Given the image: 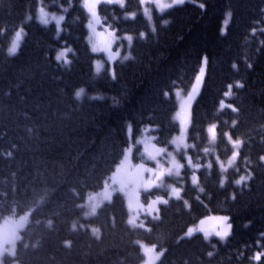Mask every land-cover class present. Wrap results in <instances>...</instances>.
<instances>
[{
	"label": "trees",
	"instance_id": "16d2710c",
	"mask_svg": "<svg viewBox=\"0 0 264 264\" xmlns=\"http://www.w3.org/2000/svg\"><path fill=\"white\" fill-rule=\"evenodd\" d=\"M41 4L49 12L65 14L59 40L54 25L38 23ZM261 5L264 0H185L162 16L152 10L155 31L140 0H126L124 8L102 5L103 22L119 35L134 36L133 58L117 63L112 79L94 70L96 56L87 39L89 17L80 0H0V222L29 213L17 243L20 264H139L144 259L140 242L167 249L158 264H264V255L259 262L252 259L257 252L264 253ZM131 12L136 19H125L124 14ZM21 26L26 35L20 51L9 56ZM141 32L144 38L139 37ZM64 46L73 49L67 68L63 61H55ZM242 55L248 57L247 63ZM205 56L200 94L187 102L188 143L195 145L189 152L202 165L199 186L191 184L186 165L183 199L162 206L160 219L149 221L151 231L128 224L125 200L118 193L88 216L83 204L107 185L126 154L129 125L137 133L155 128L156 142L162 146H169L179 133L174 91L192 88ZM124 67L127 74L121 73ZM103 77L106 83L101 82ZM237 82L244 86L238 88ZM229 84L232 95L226 98ZM80 87L85 95L78 101L74 92ZM221 99L237 111L219 110ZM212 124L217 125L215 140L207 132ZM225 133L243 141L226 173L217 160L229 159L234 149ZM209 161L211 169L206 167ZM249 171L251 180L234 184ZM222 176L228 177L224 188ZM199 187L205 191L200 193ZM208 215L230 217L232 228L224 240H205L201 232L186 236L188 228ZM221 223L202 227L206 231Z\"/></svg>",
	"mask_w": 264,
	"mask_h": 264
},
{
	"label": "snow or ice",
	"instance_id": "6c2138e0",
	"mask_svg": "<svg viewBox=\"0 0 264 264\" xmlns=\"http://www.w3.org/2000/svg\"><path fill=\"white\" fill-rule=\"evenodd\" d=\"M81 6L86 10V12L89 15V21L87 23V28L90 31V35L88 36V43L91 45V51L93 53L97 52H105L107 53L108 60L114 61L115 59L119 58L120 52L117 50L115 53L112 52L111 46L113 43L116 42L119 37L116 36L115 30H111V25H107L104 27V32H97V25H101V17L97 11L100 3L102 0H80ZM149 0H140L141 5H145L148 3ZM103 3L105 4H117L120 8H124L125 6V0H103ZM154 3L156 5V9L158 12L163 13L166 9H171L177 5H183L185 3V0H171V3H165L164 0H154ZM200 7H204L203 4L200 5ZM65 12H67V9H64ZM136 13H125V19H136ZM143 15L146 20L149 22L152 20L151 10L147 8L146 6L143 7ZM227 17L231 18V12H228ZM28 21L32 20L31 16H28L26 18ZM37 21L39 24L47 27L52 23L55 22L56 25V39L59 40L60 33L64 30L62 28V25L65 21L64 15L57 16L56 14L52 13L50 14L47 12L43 7H40L38 9V15H37ZM163 23L166 25L169 23L168 20H164ZM224 25L226 26L228 21L225 20ZM153 31H155V28H153ZM222 34H224V28H222ZM107 33L111 39L108 40L105 43H102L99 40V37ZM24 35H26L25 28L21 26L16 32H15V39L11 43V47L8 49V55L9 56H16L20 51V42L22 41ZM146 34L144 32L139 33L140 38H144ZM123 39L128 42V47L131 48L133 36L132 35H124ZM73 52V49L71 47H67L63 50H60L58 54L55 55V61L59 64L61 61H63V66L68 67L72 64V60L68 58V53ZM133 57L131 53L129 52L127 55L123 57V60H131ZM207 57H203L202 64L204 66L207 65ZM236 65H233V68H235ZM101 71V62L96 61L95 62V72L98 74ZM110 75L112 79H116V72L114 69L110 70ZM199 79V77H197ZM238 88H242L244 85L242 83L237 82L236 85ZM232 85H228V91L224 93V96L230 97L232 95L231 92ZM85 95V89L83 87H80L75 90L74 97L76 100H81L82 97ZM99 97H93V99H98ZM189 99H192L191 95H189ZM224 108H230L232 112H236L237 108L234 107L232 104L226 103L225 99H221L219 101V110H223ZM177 119H180V130L179 134L174 136L170 141L169 144L173 145L175 147L176 152H180L181 149L187 152L188 148H194L195 145H190L187 143V125L190 124V118L188 120L181 119L179 115L176 117ZM233 126H235V121H233ZM31 131V129H29ZM145 131V137L144 139H141L138 141L139 144L143 145V151L141 152V161L137 164H133L130 160V152L131 148L126 149V154L123 157V160L120 162L119 167L115 170L117 175L111 177L113 184H119V191L123 194H125L128 197L129 201V212L134 211V206L132 204V200H136L137 206L140 208V210L146 214L147 216L151 217L153 220H159L160 216V207L159 205H168L170 199L175 200H182V192L183 187H177L174 184H164V177H181L182 169L184 168V164L180 163L176 159V156L173 154V152H170L167 147H160L157 146V144L153 143L157 139L156 136H147L148 131H153L151 127L147 128ZM131 132V125H129V133ZM207 132L211 135L212 140H215L217 135V125L212 124L207 128ZM228 140L231 142L232 146L235 151H233L231 157L229 158L227 162V166H225L222 162L219 163V168L222 172H227L229 168L233 166V163L237 160V158L240 155L239 148L242 146L243 141L242 140H233L231 135L228 133L224 134ZM205 153L208 152V149H204ZM11 156V153L8 154ZM146 158L149 161L154 162V167H149L144 162V159ZM160 158H165V162L167 163V167H165V163H162ZM187 160V164L190 168L194 169L195 171L192 172V175L190 177L191 184L193 186L199 185V176L197 175V172L199 171L201 165L200 164H193L192 157L191 156H185ZM217 160L219 161V157H217ZM261 161H264V156L260 157ZM206 167L208 169H211L212 163L209 161L206 164ZM237 172H239V168L236 169ZM145 174H148L147 178H145ZM127 176L129 177L136 185L135 188H133L131 191L127 190V185L122 182L121 176ZM252 173L249 171L247 175H240L238 179L234 181V184L239 186L245 184L247 181L251 180ZM228 182L227 176H222L220 180V187L224 188L225 184ZM167 187L169 189L168 196L165 198L161 195H155L154 198H149L147 206H145L144 203L140 201V195L139 190H143L144 192H151L153 188H165ZM198 191L200 193H203L205 189L203 187H199ZM233 200L235 199V195L233 194L231 197ZM106 199L109 201L111 200V194H109ZM197 199H199V196H197ZM184 204L188 206V202L184 200ZM95 212V208H93V213ZM139 215H137L135 218H133L131 215L128 219V224L135 228V227H142L145 228V223L137 224V220H139ZM213 220L222 221L224 225L226 226L224 231H216L214 234L219 237L221 240H224L229 234L230 230L232 228V225L228 223L230 220L229 216H219V217H211ZM206 221L201 220L200 225H203ZM148 231H151L150 228L146 229ZM201 232L203 233L204 239L208 240L209 236L211 235L209 232L205 231L203 227H190L187 229L186 236L191 237L194 233ZM257 244H259V241H257ZM167 249H162L159 252L156 250V246L153 245L151 247L142 245V253L147 258L146 264H156L157 261H160V259L164 256ZM213 255L212 252L208 253V256L211 257ZM262 255L264 253L257 252L252 259L256 262H259L261 260Z\"/></svg>",
	"mask_w": 264,
	"mask_h": 264
},
{
	"label": "rangeland",
	"instance_id": "374dc122",
	"mask_svg": "<svg viewBox=\"0 0 264 264\" xmlns=\"http://www.w3.org/2000/svg\"><path fill=\"white\" fill-rule=\"evenodd\" d=\"M125 2H126V0H125ZM151 2L154 3V0H149L148 3H151ZM164 2L165 3H171V0H164ZM101 4H103V0L100 3V5ZM146 4L143 5V6L144 7L146 6L147 8H149L151 10V14L153 16V11H152L153 8H152V6H149V5H146ZM113 5H115V4H113ZM40 7H43L47 12H49L42 4L40 5ZM167 10H169V9H166L164 12H166ZM97 11L99 13V7H98ZM155 11L158 12L156 8H155ZM49 13L52 14V12H49ZM163 13L159 12V14H160L159 16H162ZM54 14H56L57 16H59V15H64L65 16L64 13H54ZM37 15H38V13H37ZM101 21H102V19H101ZM151 21H153V20H151ZM50 25H55V22L53 21L52 23H50ZM107 25H109V24H107L106 22H102L101 25H97V32L103 33L104 32V27L107 26ZM55 27H56V25H55ZM62 27H63V25H62ZM111 30H115V29H113L111 27V29L109 31H111ZM61 33H60V35H61ZM115 33H116V36L119 37V39H117L116 42L112 44L111 50H112L113 53H115L117 50H119L120 56H119V58L115 59L114 61H109L107 53H105V52L94 53L95 55H97L96 61H100L101 62V71L99 73H102V72H104L106 70L115 69V66H114L115 62L118 61L120 58L124 57L125 55H127L130 52V48L128 47V42L123 39V35L122 36L118 35L116 30H115ZM89 35H90V31H89ZM14 39H15V36L13 37L12 41ZM110 39H111V37L107 33H105L104 35L99 37V40L102 43H105V42H107ZM12 41H11V43H12ZM133 41H134V37H133ZM133 41H132V43H133ZM21 42H20V45H21ZM10 47H11V44H10ZM64 47L67 48L69 46H64ZM65 48H63V49H65ZM63 49L61 48V50H63ZM118 63H124V62H118ZM205 70H206V66L202 65L201 70L199 71L198 76H197V77H199V79H196V82H195V84L193 85V87L191 88L190 91L184 92L183 90H180V89L176 90V93L181 98V102L178 104V110H177V113H176V117L179 115V117L181 119H184V120H188L189 119V112L187 110V102L189 100H191V99H189V95H191L192 99H196L198 97V95L200 94V91H201V88H202L203 78L205 77V75H204ZM175 98H176V96H175ZM177 121L180 123V119H177ZM189 127H190V124L187 125V143H188ZM130 135H131V132H130ZM147 136H155V135L150 134L149 131H148L147 132ZM144 137H145V131H143V134L140 137H138V138L135 137V143L132 142L130 144V146H129V148H131V151H134V150H136L138 148L137 155H138L139 159L137 161L132 160L131 159L132 155L130 154V160H131V162L133 164L139 163L141 161V159H142L141 152L143 151V145L139 144L138 141L141 140V139H144ZM153 143L157 144L156 141H153ZM157 146L167 147L170 152H173V154L176 156V159L178 161H180V163L184 164L185 166L188 165L185 156L187 155V156H191L192 157L191 153L189 152V148L187 149V152L185 153V151L183 149H181L180 152H176L175 151V147L173 145L161 146V145L157 144ZM143 159H144V162L146 163L147 166L154 167V162L149 161L146 158H143ZM160 159H161L162 163H165V167H167L168 165L165 162V158H160ZM192 162H193V164H199V163L195 162L193 160V158H192ZM183 170L184 169H182L181 177H179V178L178 177H174V176L173 177L165 176L164 177V181H163L164 184L165 185L174 184L177 187H183L184 183H185V181L183 179ZM191 170H192V172L195 171L192 168H191ZM192 172H191V175H192ZM116 175H117V173L115 171L111 175V177L116 176ZM197 175L199 176L198 172H197ZM147 176H148V174H145V178H147ZM111 177L109 178L107 185L103 189L90 194L86 198V201L83 204V206L86 207V214L88 216L95 215L97 213L98 209L104 203L109 202V200L106 199V197L109 194H111V199H112V196L115 193H117V192L121 193L119 191V184H113ZM121 180H122L123 183H125L127 185V190L128 191H131L133 188L136 187L135 183L127 176L122 175L121 176ZM154 189H157V188H153L152 190H154ZM165 189L167 190V192L169 191V189L167 187H165ZM145 193L146 192H144L143 190H139L140 201L142 203H144L145 206H147L149 198H154V195L149 194V193H146V195H144ZM123 195H124L126 208L129 211L128 197L125 194H123ZM157 195H159V194H157ZM161 196H164L165 198H167L168 194L167 195L162 194ZM132 204L134 206V211L131 212V213L129 212V217L131 215L133 218H135L137 215H139L140 218H139V220H137V224L145 223V229H148V227H150L149 224H148V220L151 217L147 216L146 214H144L140 210V208L136 204V200L135 199L132 200ZM159 207H160V205H159ZM93 208H95V212L94 213H93ZM219 216H224V215H212V216H209V217L203 219L206 222L203 225H201V227L205 226V225H212L213 223H216V222H220L221 223L222 221L211 219V217H219ZM28 222H29V213H24V214H22L20 216H17V217H5L0 222V264H20V262L16 259L17 243H18V241L20 239V234H22V231L27 226ZM228 223H230V222L228 221ZM193 227H200V222L197 225L193 226ZM225 228H226V226L222 222L220 225H214L213 227L208 228L206 231L211 234L209 236V238H212V237L219 238L214 233L216 231H218V230L219 231H224ZM140 244H141V246L142 245L149 246V245H147V244H145L143 242H140ZM149 247H151V246H149ZM156 250H157V252H159L161 249H159V250L156 249ZM146 259L147 258L145 257L144 260L140 264H146Z\"/></svg>",
	"mask_w": 264,
	"mask_h": 264
},
{
	"label": "bare ground",
	"instance_id": "6f19581e",
	"mask_svg": "<svg viewBox=\"0 0 264 264\" xmlns=\"http://www.w3.org/2000/svg\"><path fill=\"white\" fill-rule=\"evenodd\" d=\"M259 8L264 12V5H261V6H259ZM241 59H242V61H243V63H247L248 62V57L247 56H245V55H242L241 56ZM129 71H128V69L127 68H122V70H121V73H125V74H127ZM120 74V73H119ZM121 75V74H120ZM88 77H89V79H92V77L91 76H89L88 75ZM126 78V75H123L122 77H121V80H124ZM106 78H102L101 79V82L102 83H106ZM100 86H103V84H100ZM131 131L132 132H134L135 133V130H133L132 128H131Z\"/></svg>",
	"mask_w": 264,
	"mask_h": 264
}]
</instances>
